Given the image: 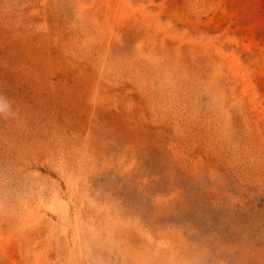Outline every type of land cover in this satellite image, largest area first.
Returning <instances> with one entry per match:
<instances>
[{
	"label": "rangeland",
	"instance_id": "obj_1",
	"mask_svg": "<svg viewBox=\"0 0 264 264\" xmlns=\"http://www.w3.org/2000/svg\"><path fill=\"white\" fill-rule=\"evenodd\" d=\"M0 264H264V0H0Z\"/></svg>",
	"mask_w": 264,
	"mask_h": 264
}]
</instances>
